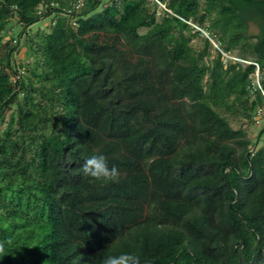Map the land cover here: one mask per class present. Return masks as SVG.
I'll use <instances>...</instances> for the list:
<instances>
[{
    "label": "trees",
    "instance_id": "obj_1",
    "mask_svg": "<svg viewBox=\"0 0 264 264\" xmlns=\"http://www.w3.org/2000/svg\"><path fill=\"white\" fill-rule=\"evenodd\" d=\"M71 8L0 0V264H264V0Z\"/></svg>",
    "mask_w": 264,
    "mask_h": 264
},
{
    "label": "clouds",
    "instance_id": "obj_2",
    "mask_svg": "<svg viewBox=\"0 0 264 264\" xmlns=\"http://www.w3.org/2000/svg\"><path fill=\"white\" fill-rule=\"evenodd\" d=\"M81 173L94 180L105 182H118L120 177L119 169L115 165L109 167L108 158L103 153H96L85 158L81 165ZM4 252V245L0 243V254ZM102 264H139V256L128 252L108 255L102 260Z\"/></svg>",
    "mask_w": 264,
    "mask_h": 264
},
{
    "label": "rangeland",
    "instance_id": "obj_3",
    "mask_svg": "<svg viewBox=\"0 0 264 264\" xmlns=\"http://www.w3.org/2000/svg\"><path fill=\"white\" fill-rule=\"evenodd\" d=\"M159 6L163 7L162 4H159ZM47 21H48V18H42V19L38 20L37 22L33 23L31 25V29H32L31 34L34 33L33 30H36V28H39V29L46 28L45 25L47 24ZM19 29L20 28L18 26H14L13 32L17 33V31H19ZM250 31L253 32V31H255V29L251 27ZM21 55L23 56V53H21ZM234 55H235L234 53H231V54L226 53L224 56L226 58H230L232 60H237L238 58L235 57ZM238 60H240V59H238ZM254 81L255 82L258 81L257 73H255ZM256 97L258 100V115H257L258 120L255 122V124L246 126L247 134L251 139H255L257 131L259 130L260 127H262L264 125V119L261 117V116H263V113H264V94H262V92H261V95L257 94ZM263 144H264V133L262 134V136L258 142V146H261Z\"/></svg>",
    "mask_w": 264,
    "mask_h": 264
},
{
    "label": "built area",
    "instance_id": "obj_4",
    "mask_svg": "<svg viewBox=\"0 0 264 264\" xmlns=\"http://www.w3.org/2000/svg\"><path fill=\"white\" fill-rule=\"evenodd\" d=\"M69 1L71 3V6H72L71 9H73L74 11H77L82 7L85 0H69ZM70 11H71L70 9H67V12H70Z\"/></svg>",
    "mask_w": 264,
    "mask_h": 264
},
{
    "label": "flooded vegetation",
    "instance_id": "obj_5",
    "mask_svg": "<svg viewBox=\"0 0 264 264\" xmlns=\"http://www.w3.org/2000/svg\"><path fill=\"white\" fill-rule=\"evenodd\" d=\"M248 25H249V28L252 27L255 29V31H253L252 33L256 34L259 32V27L257 26V24L254 21H252V20L248 21Z\"/></svg>",
    "mask_w": 264,
    "mask_h": 264
},
{
    "label": "water",
    "instance_id": "obj_6",
    "mask_svg": "<svg viewBox=\"0 0 264 264\" xmlns=\"http://www.w3.org/2000/svg\"><path fill=\"white\" fill-rule=\"evenodd\" d=\"M214 45H215V43H214ZM216 46V45H215Z\"/></svg>",
    "mask_w": 264,
    "mask_h": 264
}]
</instances>
